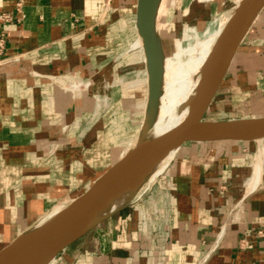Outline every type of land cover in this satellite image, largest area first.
Here are the masks:
<instances>
[{
	"label": "crops",
	"instance_id": "0c3cea01",
	"mask_svg": "<svg viewBox=\"0 0 264 264\" xmlns=\"http://www.w3.org/2000/svg\"><path fill=\"white\" fill-rule=\"evenodd\" d=\"M16 1L0 0V15L12 17L0 26V251L133 147L148 101L137 0H22L19 11ZM80 82L88 86L69 90ZM263 102L264 7L209 120L264 118ZM257 231L264 138L188 142L49 264H264Z\"/></svg>",
	"mask_w": 264,
	"mask_h": 264
},
{
	"label": "water",
	"instance_id": "95a60500",
	"mask_svg": "<svg viewBox=\"0 0 264 264\" xmlns=\"http://www.w3.org/2000/svg\"><path fill=\"white\" fill-rule=\"evenodd\" d=\"M158 4L159 0H137L136 8L135 27L142 42L148 78L145 124L153 115L163 79L164 56L155 28ZM263 7L264 0H241L235 8L203 67L181 123L159 136L140 139L82 194L2 249L0 264H49L61 251L122 208L125 204L107 210L115 199L124 194L129 198L145 182L160 159L184 143L264 138V118H205L241 41Z\"/></svg>",
	"mask_w": 264,
	"mask_h": 264
},
{
	"label": "rangeland",
	"instance_id": "374dc122",
	"mask_svg": "<svg viewBox=\"0 0 264 264\" xmlns=\"http://www.w3.org/2000/svg\"><path fill=\"white\" fill-rule=\"evenodd\" d=\"M240 1L161 0L165 11L158 14L156 12V33L161 43L164 59L167 58L171 61V65L169 63L171 72L175 78L179 79L174 78L176 83L173 89L174 104L180 108L182 113H185H183L185 116L188 111L189 99L195 93L203 67L211 56L213 46L227 22L226 19L233 13ZM253 55L251 54V57ZM246 59L248 60V57ZM173 63L175 65H172ZM235 71L231 68L229 73L233 74ZM221 104L225 106L224 103ZM156 106L153 115L157 110ZM261 107L264 108V105ZM214 108L213 104L211 109ZM153 115L146 124L143 121L137 125L139 133L135 134L132 146L140 139L151 137L150 124ZM212 117V110H210L205 118L209 120ZM150 175L151 172L145 181L149 179ZM61 208L50 214V217Z\"/></svg>",
	"mask_w": 264,
	"mask_h": 264
},
{
	"label": "bare ground",
	"instance_id": "6f19581e",
	"mask_svg": "<svg viewBox=\"0 0 264 264\" xmlns=\"http://www.w3.org/2000/svg\"><path fill=\"white\" fill-rule=\"evenodd\" d=\"M205 1H207V0H205ZM163 6L164 5L161 4V0H160L159 5H158V9H157V14L163 12V10L165 9ZM217 40H218V38H217ZM217 40L213 46V49H214L215 45L217 44ZM136 41H135L136 42L135 47H138L140 49V51L142 53V58L144 60L143 51H142V42H141V39L139 36L137 37ZM213 49H212V52H213ZM174 81H175V79H174V76L171 72V66L168 63L167 58H165L163 60V79H162V85H161V92H160V95L158 97V103L156 104L157 110H156V112H154V115L152 118L153 120L150 124V133H151L150 135H151V137L159 136V135L171 130L172 128L177 126L179 123H181L182 120L185 118V115H184L185 113L183 112L184 113L183 114L181 112L180 108L174 104L173 89L176 86V83ZM171 151H169V152H171ZM168 153L165 154L163 156V158L166 155H168ZM163 158L160 159V161L157 163L156 167L155 166L153 167V169L151 171V175L148 179L149 182L152 181L156 170L160 168V165L163 162ZM128 196L129 195L124 194L123 196L115 199L110 204V206L108 207L107 210H113V209H116L117 207L122 206L127 201Z\"/></svg>",
	"mask_w": 264,
	"mask_h": 264
},
{
	"label": "built area",
	"instance_id": "2783aa9c",
	"mask_svg": "<svg viewBox=\"0 0 264 264\" xmlns=\"http://www.w3.org/2000/svg\"><path fill=\"white\" fill-rule=\"evenodd\" d=\"M22 0H17L16 1V9L17 11H19V8L21 6ZM12 20L11 15L7 14V13H3L0 15V26L4 23L10 22ZM3 37H0V54L2 53L3 50ZM88 83L87 82H80V83H73L72 86H70L69 90H71L72 92L80 89L81 87H87ZM256 235L260 238L264 239V233L262 231H257Z\"/></svg>",
	"mask_w": 264,
	"mask_h": 264
}]
</instances>
